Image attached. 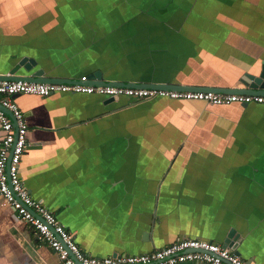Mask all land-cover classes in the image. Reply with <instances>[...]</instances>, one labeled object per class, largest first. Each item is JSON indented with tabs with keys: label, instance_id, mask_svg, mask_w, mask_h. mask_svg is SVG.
Segmentation results:
<instances>
[{
	"label": "crops",
	"instance_id": "1",
	"mask_svg": "<svg viewBox=\"0 0 264 264\" xmlns=\"http://www.w3.org/2000/svg\"><path fill=\"white\" fill-rule=\"evenodd\" d=\"M23 58L34 65L14 75L239 91L264 63V0H0V77ZM13 102L26 125L19 178L86 255L221 246L233 231L238 257L264 264V106ZM0 264H59L1 197Z\"/></svg>",
	"mask_w": 264,
	"mask_h": 264
},
{
	"label": "built area",
	"instance_id": "2",
	"mask_svg": "<svg viewBox=\"0 0 264 264\" xmlns=\"http://www.w3.org/2000/svg\"><path fill=\"white\" fill-rule=\"evenodd\" d=\"M63 93L95 95L105 99L125 97L134 101H195L214 107L264 106V95L114 87L89 82L86 76L58 84L0 80V197L13 212L14 219L28 226L36 241L52 250L59 264H246L228 248L194 239L177 240L160 249L134 256L97 258L83 253L54 215L29 196L18 175L20 159L26 147V125L11 96L48 97Z\"/></svg>",
	"mask_w": 264,
	"mask_h": 264
},
{
	"label": "water",
	"instance_id": "3",
	"mask_svg": "<svg viewBox=\"0 0 264 264\" xmlns=\"http://www.w3.org/2000/svg\"><path fill=\"white\" fill-rule=\"evenodd\" d=\"M34 65V62L31 59L23 58L20 61L16 63V65L13 66V68L8 72V76L0 77V80H24L27 82H33V83H68L70 81H55L53 82L51 79H45L42 77L41 71H36L29 77L24 76H17L14 75V73L19 69L20 67L24 69L26 72L29 71L32 66ZM89 82L94 83V80L99 81L100 78L98 77L97 73L87 77ZM100 82V83H99ZM96 84L100 85H108V86H114V87H131V88H148V89H159V90H176V91H208L213 90L212 92L217 93H237V94H249V95H264V63H261L260 69L256 75H249L244 74L241 79L240 83L243 87V89H218V88H200V87H191V86H178V85H172V84H123V83H105L102 81H99ZM18 95H12L11 99H14ZM112 98H107V102H111ZM209 106V105H208ZM241 107H246L247 105H240ZM8 114V113H6ZM9 117V114H8ZM10 118V117H9ZM232 232L231 231L228 235V237L223 241L221 247L228 248L230 251H232L236 256L237 253L233 249V244L235 243V240L232 238ZM246 263V262H245ZM248 264V263H246Z\"/></svg>",
	"mask_w": 264,
	"mask_h": 264
}]
</instances>
